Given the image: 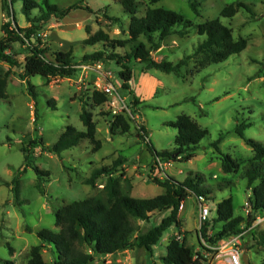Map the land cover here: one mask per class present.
I'll return each mask as SVG.
<instances>
[{"label": "rangeland", "instance_id": "obj_1", "mask_svg": "<svg viewBox=\"0 0 264 264\" xmlns=\"http://www.w3.org/2000/svg\"><path fill=\"white\" fill-rule=\"evenodd\" d=\"M35 1L39 6L31 10L33 17L41 14L42 8H47L45 0ZM48 1L60 9L74 7L63 18L53 17L40 30V33L48 34L40 38L42 45L49 49L46 53L49 58L53 57L54 51L72 49L74 59L79 61L85 53L108 49L102 42L85 44L84 39L90 35L87 28L91 33L103 29L112 39L129 37L132 15L124 10L120 0ZM149 1L138 0L137 16L144 15L148 6L164 7L179 12L192 22L187 36H170L153 53L158 61L167 59L173 62L193 53L205 38L198 33L197 24L219 16L228 4L243 1L249 6V9L240 8L232 18L221 17V21L233 29L235 38L248 39L247 47L225 61L186 74V78L159 69L145 70L142 65L132 62L137 69L130 81V90H125L122 89L119 74L121 66L115 60L100 61L103 71L111 72V82L138 115V120L146 126L150 143L157 150L175 147L178 130L167 122L175 120L180 114L192 116L209 131L197 148L195 157L191 160H171L165 170L155 168L154 174L170 176L178 181H183L190 174H200L202 185L212 191L213 198L208 201L211 209L208 220L211 223L217 216L218 202L229 196L233 198L235 215L246 216L247 196L252 189L242 176V170L254 157V151L236 133V127L244 121L251 123L244 131L245 136L264 142V0H200V14L191 8L189 0H160L154 4ZM23 6L24 0H14L10 10L6 11L0 0V39L4 36L3 23L9 21L13 27L16 23L20 27L30 24ZM106 13L118 17L119 21L108 20L104 16ZM127 49L117 47L116 51L124 53ZM29 52L27 43L14 44L13 53L18 62ZM1 62L0 69L4 66ZM193 64L191 62L183 71L186 73ZM15 68H18L16 74L8 78L7 98L0 100V264H8V261L27 264L30 248L41 244H44V259L53 264L52 246L42 241L37 233L44 228L58 232L59 227L55 224L57 208L93 196L102 189L105 175L97 180L96 187L86 183L94 168L111 167L116 160L122 159L123 164L114 174L121 177L123 192L136 198L154 197L165 189L149 181L150 175H153L150 171L153 155L149 142L138 135L135 123L132 122L131 130L126 134L112 133L109 124L113 114H106L108 105L92 104L91 94L96 89L97 72L87 71L84 82L80 83L79 78L83 74L80 69L72 77L65 78L49 79L36 74L30 76L28 82L21 78V68ZM30 84L34 86L36 96L30 92ZM133 98L140 100L137 109L132 106ZM51 99L56 101L55 108L49 103ZM85 103H88L86 107L97 122L100 148L95 150V144L84 139L60 154L50 151L49 147L58 141L68 125L79 130L86 129L81 119ZM218 140L222 152L243 161L238 172L229 173L222 169L220 154L212 144ZM27 153L30 154L28 163ZM35 167L49 171L50 175L38 174ZM15 178L20 181V203L15 198L14 185L6 184L12 183ZM39 178H42L45 193L37 186ZM180 212L181 225H171L150 250L135 248L124 254L99 255L90 264H107L117 258L121 259V264H165L161 257L167 252L169 240L178 235L181 240L185 236L187 244L206 257L208 264H230L229 246L219 250L216 246L207 245L213 249L209 251L200 244L201 224L196 194L190 193L186 197ZM168 213L156 211L149 221L134 219L139 230L134 237L158 225ZM214 225L212 232L217 231L221 224ZM242 227L245 239H237L236 246L243 253H248L251 264H264V245L252 239L250 229L245 225ZM257 229L264 230V223Z\"/></svg>", "mask_w": 264, "mask_h": 264}, {"label": "trees", "instance_id": "obj_2", "mask_svg": "<svg viewBox=\"0 0 264 264\" xmlns=\"http://www.w3.org/2000/svg\"><path fill=\"white\" fill-rule=\"evenodd\" d=\"M159 1L150 0L149 3L154 4ZM13 2L14 0H2L3 9L9 11ZM45 2L47 8H42L41 14L33 17L31 10L38 7L39 3L35 0H24L23 11L30 22L26 27H20L17 23L16 27H13L9 21L3 23L4 36L0 39V60L7 62L10 67L0 75V100L7 98L8 78L16 66L21 68V78L28 81L30 76L36 74L49 79L72 77L79 70L76 65L81 63L115 60L121 66L119 74L122 79V89L130 90V81L137 69L131 64L132 62L142 65L145 70L159 69L186 78V74L199 72L212 63L225 61L232 54L243 51L248 45L247 38H235L233 29L221 21V17L232 18L240 8L249 9L246 2L238 1L224 6L219 16L197 24L198 33L205 35V38L198 43L193 53L185 55L177 62L167 59L158 61L153 53L158 51L170 36H187L192 22L179 12L164 7L148 6L144 15L137 16L138 0H120L124 10L132 15L127 39H112L103 29L91 33L87 28L90 35L83 42L85 44L102 42L108 49L85 53L79 61L74 59L72 49L54 51L53 57L49 58L46 54L48 47H44L41 43L40 30L53 17L63 18L74 7L60 9L48 0ZM189 3L191 8L200 14V0H189ZM87 8L90 9L89 6ZM104 16L108 20L119 21L116 16H110L107 13ZM32 37H35V41ZM27 41L30 52L23 61L18 62L13 53L14 44L16 42L26 44ZM117 47H125L127 50L124 53L117 52ZM8 50H11V53H7ZM191 62L194 63L193 66L185 73L183 69L189 67ZM29 90L33 96H36L33 85L30 84ZM91 99L92 104L103 105L109 97L104 92L95 89L91 94ZM139 101L138 98H133L132 104L137 107ZM49 103L54 108L56 107L54 99L49 100ZM86 105L88 103H85L81 113L86 129L79 130L68 125L58 141L49 147L50 151L60 154L64 150L77 146L84 139H89L95 144V150L100 148L101 141L97 139V122L94 121L93 114ZM108 113L111 112L108 110L106 114ZM131 124L132 121L124 113L113 114L109 124L110 131L126 134L130 132ZM167 124L178 130L175 147L157 150L149 142V150L153 155V161L150 164V171L153 175H150L149 181L162 186L165 189L164 192L149 198H136L123 192L120 185L121 177L114 174L118 166L123 164L122 159L116 160L111 167L94 168L86 179V183L96 187L97 180L105 175L106 180L102 184V189L93 196L68 202L57 208L55 224L59 227L58 232L44 228L37 233L42 241L52 246L55 256L53 264H90L95 262L99 255L114 254L135 248L150 250L171 225L176 227L181 225L179 207L190 193L196 196L204 195L208 200L213 198L211 189L202 185L203 178L200 174H190L183 181L170 176L159 177L154 174L157 158L163 161L191 160L196 156V150L202 139L209 133L207 129L199 125L196 119L185 113L180 114L175 120L168 121ZM250 125L251 123L244 121L236 127V133L254 151V157L242 170V176L248 180V187L252 189L248 198L249 211L246 216H236L232 196L220 200L217 204V216L213 218L212 223L207 219L199 229L200 244L209 251L213 249L208 246H217L219 242L232 236L241 235V238L245 239L243 225L251 230L252 239L264 245V230H258V226L252 227L257 217L264 214V142L245 136L244 131ZM143 129L148 134L146 126H143ZM219 142L218 140L212 144L220 154L222 169L229 173L238 172L243 161H238L230 154L222 152ZM24 150L27 151V149ZM29 160L30 154L27 153L26 162L28 163ZM35 170L43 176L50 175L49 171H44L39 167H35ZM39 179L37 186L42 193H45L42 178ZM6 184L14 185L12 189L16 200L20 203L19 179L15 178L12 183L6 182ZM156 211H168L169 213L158 225L134 237L139 230L133 220L149 221ZM214 224L221 225L217 231L212 232L211 228L215 226ZM43 246L44 244L34 245L30 248L27 264H50L43 257ZM166 248V254L161 257L165 264H208L206 257L196 251L195 247L187 244L185 236L182 240L177 237L170 239ZM8 264H15V262L8 261Z\"/></svg>", "mask_w": 264, "mask_h": 264}, {"label": "built area", "instance_id": "obj_3", "mask_svg": "<svg viewBox=\"0 0 264 264\" xmlns=\"http://www.w3.org/2000/svg\"><path fill=\"white\" fill-rule=\"evenodd\" d=\"M48 34L45 33H39L40 37H46ZM35 41V37H32ZM28 44V41H27ZM82 72V76L79 78V83L84 82L85 74L89 70L96 71L98 73L99 78L95 81L96 89L104 92L106 95H108L109 99L106 102L108 105V109L112 114H120L124 113L126 116L129 117V119L135 123V126L138 130V135L142 136L145 141L150 142L148 138V134L143 129L144 123L142 121L138 120V115L134 113V111L131 109V106L125 101V97L121 94L119 89L113 85L111 82V72H105L102 68V62H89V63H81L79 65H76ZM132 106L137 109L133 104ZM170 161H163L160 158L156 159V169H163L165 170L167 167V164H169ZM198 204H199V218H200V224H202L204 221L208 219V216L210 215L211 209L208 205V199L204 195H198L197 196ZM250 204L249 202L246 203V210L249 211ZM184 208V202L181 203L179 209ZM261 223H264V214H261L257 217L254 226H259ZM241 235L238 236H232L226 240H222L219 242V244L216 246V249L224 250L226 247L229 246L228 252V262L230 264H244L242 255L243 250H241L238 246H236L235 241L239 239ZM178 239H181V236H177ZM234 246H231V245ZM131 264V263H129Z\"/></svg>", "mask_w": 264, "mask_h": 264}, {"label": "crops", "instance_id": "obj_4", "mask_svg": "<svg viewBox=\"0 0 264 264\" xmlns=\"http://www.w3.org/2000/svg\"><path fill=\"white\" fill-rule=\"evenodd\" d=\"M52 25H50V27H51ZM26 56V55H25ZM25 56L23 57V59L21 60V61H23L24 60V58H25ZM20 61V62H21ZM4 66L0 69V75H2V74H4L7 70H8V68L10 67V65L7 63V62H5V61H2L1 62ZM16 71H18V68H14L13 69V71H12V74L11 75H14V74H16ZM96 72V71H95ZM95 74V73H94ZM10 75V76H11ZM94 76V75H93ZM92 76V77H93ZM95 77V76H94ZM99 78V76H98V74H97V79ZM181 214V212L179 213V215ZM185 230V229H184ZM127 251H129V250H125V251H122V252H119L118 254H124V253H126ZM108 255H110V254H108ZM113 255V254H112ZM109 262V261H108ZM121 262V259L120 258H117L115 261H111V262H109V263H107V264H121L120 263ZM131 263V262H130ZM132 264V263H131Z\"/></svg>", "mask_w": 264, "mask_h": 264}, {"label": "water", "instance_id": "obj_5", "mask_svg": "<svg viewBox=\"0 0 264 264\" xmlns=\"http://www.w3.org/2000/svg\"><path fill=\"white\" fill-rule=\"evenodd\" d=\"M137 73H139V70H137ZM247 197L249 198V195ZM242 258H243V261L245 264H251L250 260H249L248 253H246V252L243 253Z\"/></svg>", "mask_w": 264, "mask_h": 264}]
</instances>
